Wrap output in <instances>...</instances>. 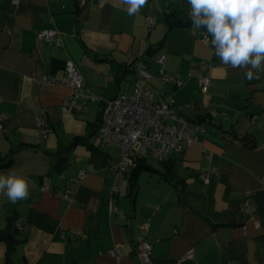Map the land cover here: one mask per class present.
Here are the masks:
<instances>
[{
	"label": "crops",
	"instance_id": "crops-1",
	"mask_svg": "<svg viewBox=\"0 0 264 264\" xmlns=\"http://www.w3.org/2000/svg\"><path fill=\"white\" fill-rule=\"evenodd\" d=\"M80 1L0 0V156L15 158L0 173L26 176L30 193L15 204L0 196V228L8 216L24 219L14 263L143 264L135 244L144 240L148 264H264V74L249 81L243 70L222 65L192 29L166 33L162 14L174 2L148 0L129 16L122 0ZM43 30H55L60 45L38 41ZM150 47L156 51L147 56ZM159 56L164 73L184 83L152 80L155 99L191 104L184 114L191 121L206 116L204 132L200 143L164 161L141 159L154 170L131 175L129 168L115 178L107 165L119 159V148L96 136L102 105L65 109L68 88L43 78L59 81L70 61L92 92L109 99L133 89L140 63L157 75ZM210 61L202 94L197 65ZM74 137L85 143L72 145ZM56 189L70 200L57 198ZM115 245L117 258L110 255ZM4 256L0 242V264Z\"/></svg>",
	"mask_w": 264,
	"mask_h": 264
},
{
	"label": "built area",
	"instance_id": "built-area-1",
	"mask_svg": "<svg viewBox=\"0 0 264 264\" xmlns=\"http://www.w3.org/2000/svg\"><path fill=\"white\" fill-rule=\"evenodd\" d=\"M16 3V0H10ZM175 2L176 0H168ZM84 1H80L81 7ZM157 20L155 16H148L146 24L149 28L155 26ZM204 43L210 45V38L206 33L200 32ZM38 41H45L55 45H60L56 39L55 30H43L36 34ZM161 67L157 75L152 76L147 73L145 65L139 64L138 77L133 89L126 93H120L112 98L105 99L92 92L81 77L77 67L70 61L63 66V76L59 81L52 78H43L48 84L58 83L68 88V94L62 101L65 109H78L81 105L89 103H100L102 105L99 122L96 128V136L104 147L115 146L119 148V159L111 161L107 169L113 177H123L129 168L136 166L137 162L143 158H150L156 162H161L170 157L171 154H178L184 151L193 143H200V135L204 129L196 120L188 119L184 112L194 107L186 103L182 106H175L171 97H166L161 101L155 99V92L150 86L154 79L164 84H171L174 87L183 85L184 81L176 76L167 75L162 69L163 56L156 59ZM214 63L200 62L197 65L199 74L197 76L200 92L205 94L211 83L209 72ZM203 106L200 104L196 111H200ZM254 118H252V121ZM2 118L0 117V128ZM37 126L46 131L47 124L39 121ZM83 172H79L77 178H81ZM201 181H207L204 174L199 176ZM43 190H48L44 186ZM57 198L70 200L68 191L54 190ZM24 225L23 218H17L15 226L21 230ZM120 246L115 245L110 250V255L117 258ZM135 251L139 255L143 264H148L150 260L151 246L144 240H139L135 244ZM192 256L190 249L185 257Z\"/></svg>",
	"mask_w": 264,
	"mask_h": 264
},
{
	"label": "clouds",
	"instance_id": "clouds-1",
	"mask_svg": "<svg viewBox=\"0 0 264 264\" xmlns=\"http://www.w3.org/2000/svg\"><path fill=\"white\" fill-rule=\"evenodd\" d=\"M129 16L148 0H122ZM192 31L201 28L211 37L214 55L222 65L241 69L247 80L264 74V0H187ZM26 176L9 170L0 173V196L13 204L29 197Z\"/></svg>",
	"mask_w": 264,
	"mask_h": 264
},
{
	"label": "trees",
	"instance_id": "trees-1",
	"mask_svg": "<svg viewBox=\"0 0 264 264\" xmlns=\"http://www.w3.org/2000/svg\"><path fill=\"white\" fill-rule=\"evenodd\" d=\"M189 12H190V8L175 1L173 10L166 11L162 14V19L167 27L166 33L173 29H188V28L192 29V24L189 18ZM200 32L206 33V29L201 28L195 33H200ZM209 38L211 39L210 36ZM155 49L156 48L153 47L148 48L146 51V55L152 56L156 51ZM196 121L202 125L206 122V116L197 115ZM81 142H84V138L74 137L71 143L73 145ZM14 159L15 158L13 154H9L8 156L7 155L0 156V166L1 167L9 166L12 164ZM64 163H65V158H62V160L60 159V161H58V163H56L54 167L57 168L58 166L61 167V165L63 166ZM142 169L154 170L150 165L146 164L143 160H139L136 166L133 167L131 175L137 173L139 170ZM164 176L167 177L166 174H164ZM132 185L136 187L135 182H133ZM15 221L16 219H14L13 216H8L5 218V226L3 228H0V242L4 243L5 245L4 264H15L13 260V255L15 252V248L19 243L18 234L21 231L15 226Z\"/></svg>",
	"mask_w": 264,
	"mask_h": 264
},
{
	"label": "rangeland",
	"instance_id": "rangeland-1",
	"mask_svg": "<svg viewBox=\"0 0 264 264\" xmlns=\"http://www.w3.org/2000/svg\"><path fill=\"white\" fill-rule=\"evenodd\" d=\"M149 162H150V163H152V164L154 163V161H153V160H151V159H149Z\"/></svg>",
	"mask_w": 264,
	"mask_h": 264
}]
</instances>
